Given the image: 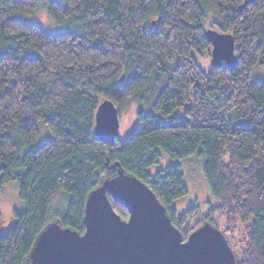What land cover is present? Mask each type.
Masks as SVG:
<instances>
[{
    "label": "trees",
    "instance_id": "16d2710c",
    "mask_svg": "<svg viewBox=\"0 0 264 264\" xmlns=\"http://www.w3.org/2000/svg\"><path fill=\"white\" fill-rule=\"evenodd\" d=\"M40 4L74 27L53 34L19 18ZM208 18L234 34L235 66L201 67ZM1 49L0 185L15 181L24 208L0 233V264H25L53 221L83 234L88 196L115 174L108 160L156 192L184 238L222 212L236 264H264V78L252 76L264 58V0H0ZM106 98L134 118L113 143L95 135ZM40 120L53 136L32 148ZM165 154L171 163L152 173ZM194 154L217 202L177 216L174 200L191 194L181 159Z\"/></svg>",
    "mask_w": 264,
    "mask_h": 264
},
{
    "label": "water",
    "instance_id": "95a60500",
    "mask_svg": "<svg viewBox=\"0 0 264 264\" xmlns=\"http://www.w3.org/2000/svg\"><path fill=\"white\" fill-rule=\"evenodd\" d=\"M205 35L213 46V65L235 66L234 34L209 28ZM98 105L95 135L113 143L121 127L119 109L108 98ZM109 162L115 174L88 196L85 232L53 221L36 238L25 264H236L223 231L206 220L184 238L156 192L139 177L126 173L119 161ZM109 195L124 204L128 219L114 210Z\"/></svg>",
    "mask_w": 264,
    "mask_h": 264
},
{
    "label": "rangeland",
    "instance_id": "374dc122",
    "mask_svg": "<svg viewBox=\"0 0 264 264\" xmlns=\"http://www.w3.org/2000/svg\"><path fill=\"white\" fill-rule=\"evenodd\" d=\"M61 2H65V0H59ZM35 10L32 14H19V18L26 20L28 22H35L39 24L43 29L47 30L50 33H61L68 29L74 27V21L72 18H68L64 22L56 21L51 19L48 14V10L44 5H38L34 8ZM206 24V31L209 28L219 30L217 23H215V19H209L205 22ZM211 45V44H210ZM212 45L209 47L208 50L204 51L202 54L195 53L198 61H200L201 67L206 71L210 72L212 69V56H211V49ZM2 49L0 50L1 55ZM253 79H263L264 78V58L261 62L255 64L252 70ZM132 110V108H131ZM131 110L125 112V116L121 118L120 122V129H119V137L125 139L126 136L130 132L131 123H133L134 118L131 115ZM38 128L40 130L38 138L35 140L34 143L30 147L37 148L39 145L43 144L44 142L48 141L51 138L52 132L47 127L46 123L43 120L38 122ZM171 158L168 155H163L160 159V163H157L151 167L149 170L152 173H156L160 168L165 167L169 163H171ZM202 162L203 159L199 155H192L181 159V164L184 171V178L188 189L190 190L189 196H183V198H178L174 200V206L176 207V215H181L183 210L194 203H199L201 207L205 206L206 209L209 205H215L217 199H214L208 193V189L206 188V182L204 177L202 176ZM211 201V204H210ZM23 207V200L19 196V190L16 185V182L11 180L7 183L0 185V213H1V221H0V233H6L9 231V228L17 223V218L15 217V210H22ZM175 215V216H176ZM200 215V216H199ZM196 215L197 217H202L203 213ZM195 216V217H196ZM128 219V218H127ZM215 223L216 227H218L221 231L226 228V219L225 214L222 212H217L215 215ZM233 232L228 231V237L231 236ZM243 232L240 229L235 230V235L240 236Z\"/></svg>",
    "mask_w": 264,
    "mask_h": 264
}]
</instances>
